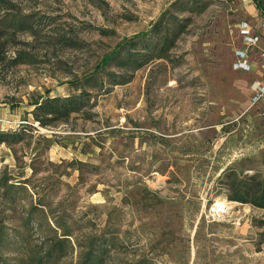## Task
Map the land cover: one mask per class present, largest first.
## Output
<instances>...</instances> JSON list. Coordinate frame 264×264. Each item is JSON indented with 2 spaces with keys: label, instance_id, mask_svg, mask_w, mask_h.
Segmentation results:
<instances>
[{
  "label": "rangeland",
  "instance_id": "rangeland-1",
  "mask_svg": "<svg viewBox=\"0 0 264 264\" xmlns=\"http://www.w3.org/2000/svg\"><path fill=\"white\" fill-rule=\"evenodd\" d=\"M179 1L1 0L0 130L23 131L0 144V176L18 187L3 218L18 247L7 264H29L46 237L65 238L50 264H80L89 248L101 264H264V224L253 225L264 209L228 200L225 186L229 175L264 183V90H253L264 85V11L258 0H201L193 12ZM170 15L188 21L168 59L81 88L118 43ZM81 89L83 111L32 121L39 100ZM220 199L231 203L216 217Z\"/></svg>",
  "mask_w": 264,
  "mask_h": 264
},
{
  "label": "trees",
  "instance_id": "trees-1",
  "mask_svg": "<svg viewBox=\"0 0 264 264\" xmlns=\"http://www.w3.org/2000/svg\"><path fill=\"white\" fill-rule=\"evenodd\" d=\"M179 4L182 10L188 12L201 11L205 6L201 0H181ZM187 21V17L176 18L170 15L164 21L158 19L142 33H137L131 38L118 43L103 56L100 66L93 73L85 75L81 79V88L85 86L103 89L104 86L107 89L110 85L124 84L132 78L136 69L147 62L159 58L168 59V51L173 46L177 36L184 30ZM15 27L18 30H25L27 28L25 20L15 21ZM23 56V54L17 53L12 59V63L25 61ZM105 66L112 70L105 69ZM90 97V93L84 89L76 94L66 96H47L34 104L30 111L32 121L40 126H48L57 121H64L70 114L78 113L89 107ZM22 132V130L10 132L0 130V144L10 145L21 141L23 138ZM227 178L229 179L225 186L228 190V200L249 203L252 206L264 209V183L256 180L253 175H245L244 178L229 175ZM8 180L7 176H0V264H7V261L11 258L9 254L15 252L18 248L15 236L7 232L3 221L5 210L14 202V198L11 197V189L18 188L17 185L9 183ZM263 224L264 220L253 221V225L256 227H261ZM259 234L262 235V232ZM64 241L65 238L61 237L44 238L42 240L43 248L35 252H29L30 255L26 258V263H55L65 255ZM262 241H264V237L259 240V242ZM80 264H101V258L89 248L84 253Z\"/></svg>",
  "mask_w": 264,
  "mask_h": 264
},
{
  "label": "built area",
  "instance_id": "built-area-1",
  "mask_svg": "<svg viewBox=\"0 0 264 264\" xmlns=\"http://www.w3.org/2000/svg\"><path fill=\"white\" fill-rule=\"evenodd\" d=\"M259 26L262 28V30H264V21L261 22ZM250 30L251 29L249 28V26L247 25V23L245 21H242L239 24V33L242 35L243 40L245 42H247L248 44H254L258 40L259 35H256V34L253 35V34H251L250 33ZM262 56L264 57V47H263V50H262ZM256 83L257 82H255L254 85ZM263 86L255 85V87L253 88V90H255L258 93L262 89L264 90V87Z\"/></svg>",
  "mask_w": 264,
  "mask_h": 264
},
{
  "label": "bare ground",
  "instance_id": "bare-ground-1",
  "mask_svg": "<svg viewBox=\"0 0 264 264\" xmlns=\"http://www.w3.org/2000/svg\"><path fill=\"white\" fill-rule=\"evenodd\" d=\"M229 203H231V202H227L226 200H223V199L217 200L215 202V204H213L214 216H216V217L221 216L219 212L227 209V207L230 205Z\"/></svg>",
  "mask_w": 264,
  "mask_h": 264
},
{
  "label": "water",
  "instance_id": "water-1",
  "mask_svg": "<svg viewBox=\"0 0 264 264\" xmlns=\"http://www.w3.org/2000/svg\"><path fill=\"white\" fill-rule=\"evenodd\" d=\"M259 6L264 11V0H258Z\"/></svg>",
  "mask_w": 264,
  "mask_h": 264
}]
</instances>
